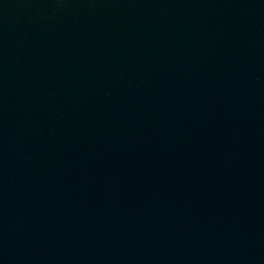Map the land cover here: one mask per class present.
I'll list each match as a JSON object with an SVG mask.
<instances>
[{
    "label": "water",
    "instance_id": "95a60500",
    "mask_svg": "<svg viewBox=\"0 0 264 264\" xmlns=\"http://www.w3.org/2000/svg\"><path fill=\"white\" fill-rule=\"evenodd\" d=\"M0 264H264V0H0Z\"/></svg>",
    "mask_w": 264,
    "mask_h": 264
}]
</instances>
